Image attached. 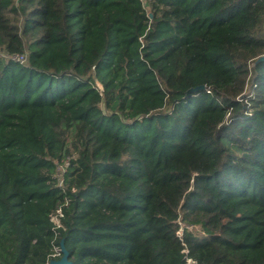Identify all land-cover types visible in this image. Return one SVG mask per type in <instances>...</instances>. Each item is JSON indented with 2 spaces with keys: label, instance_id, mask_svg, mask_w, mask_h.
<instances>
[{
  "label": "trees",
  "instance_id": "trees-1",
  "mask_svg": "<svg viewBox=\"0 0 264 264\" xmlns=\"http://www.w3.org/2000/svg\"><path fill=\"white\" fill-rule=\"evenodd\" d=\"M261 56L264 0H0V264H264Z\"/></svg>",
  "mask_w": 264,
  "mask_h": 264
},
{
  "label": "water",
  "instance_id": "water-1",
  "mask_svg": "<svg viewBox=\"0 0 264 264\" xmlns=\"http://www.w3.org/2000/svg\"><path fill=\"white\" fill-rule=\"evenodd\" d=\"M258 61H264V56H261ZM204 88V85L197 86L188 91V93ZM60 251L62 252V257L59 260L52 259L49 261V264H70L68 259V252L64 248L63 242L61 243Z\"/></svg>",
  "mask_w": 264,
  "mask_h": 264
},
{
  "label": "built area",
  "instance_id": "built-area-1",
  "mask_svg": "<svg viewBox=\"0 0 264 264\" xmlns=\"http://www.w3.org/2000/svg\"><path fill=\"white\" fill-rule=\"evenodd\" d=\"M14 59H16L17 61H20L22 63L26 62V57L24 55H15L13 56ZM97 86L99 88H101V85L97 82ZM62 215L61 209L57 210V213L53 216V221L55 222V224L57 226H61L60 221H59V217ZM179 235H181V233H179ZM185 252H187V250H184ZM58 254H60V250H57ZM49 264V263H47ZM187 264H195V261L192 258H187Z\"/></svg>",
  "mask_w": 264,
  "mask_h": 264
},
{
  "label": "rangeland",
  "instance_id": "rangeland-1",
  "mask_svg": "<svg viewBox=\"0 0 264 264\" xmlns=\"http://www.w3.org/2000/svg\"><path fill=\"white\" fill-rule=\"evenodd\" d=\"M89 69V68H88ZM57 255H58V252H57Z\"/></svg>",
  "mask_w": 264,
  "mask_h": 264
}]
</instances>
